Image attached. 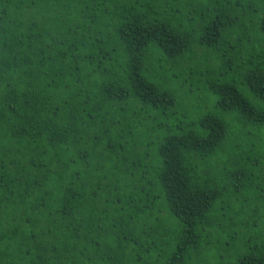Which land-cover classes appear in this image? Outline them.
<instances>
[{"label": "trees", "instance_id": "obj_1", "mask_svg": "<svg viewBox=\"0 0 264 264\" xmlns=\"http://www.w3.org/2000/svg\"><path fill=\"white\" fill-rule=\"evenodd\" d=\"M263 130L264 0H0V264H264Z\"/></svg>", "mask_w": 264, "mask_h": 264}, {"label": "rangeland", "instance_id": "obj_2", "mask_svg": "<svg viewBox=\"0 0 264 264\" xmlns=\"http://www.w3.org/2000/svg\"><path fill=\"white\" fill-rule=\"evenodd\" d=\"M197 59H200L202 63H204V67L202 68L201 73L204 76H209V69L208 65H206L205 58L198 56ZM199 60V62H200ZM196 103H200V106L202 107V110L210 108V103L207 102L205 95L199 91L196 93L195 97L192 99L191 106L192 109L194 108ZM237 124V123H236ZM247 139V141H246ZM246 144V145H245ZM248 144H255L259 149L261 150V156L263 157L261 159V166H264V130L261 132H254L251 136L245 137L243 134H239L236 138L232 139L226 144V151L223 152L220 159L221 161H225L228 158V155H231L232 153H239L241 151H245L249 148ZM219 159V161H220ZM218 161L214 162V168L217 170ZM258 178H255V183H260V186H263L264 189V181L263 179H260V175L264 177V167L262 174H258ZM253 191L247 193L246 190L237 193L238 201L234 204L236 206L235 211L238 213L237 216H233V219L239 220V225L233 231L237 233H244L243 231H249V234H258V232L264 234V208L262 207L259 211V213H253L252 210H256V207L260 208L264 204V197L259 199L260 201L256 200L257 193L259 190L252 188ZM264 196V191L261 193ZM251 218H254L256 222H253ZM249 219V222H248ZM234 221L231 219L228 224V230L229 232L232 231L231 224H233ZM247 223L250 224L249 227H247ZM242 249V244L237 240L235 249L230 250L227 248V250L222 255V261L223 264H237V255L238 250ZM220 261V262H222Z\"/></svg>", "mask_w": 264, "mask_h": 264}]
</instances>
